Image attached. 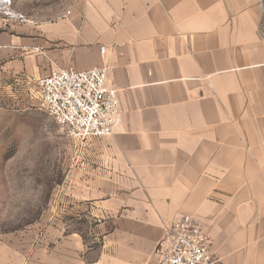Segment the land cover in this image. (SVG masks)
I'll use <instances>...</instances> for the list:
<instances>
[{
  "label": "crops",
  "instance_id": "crops-1",
  "mask_svg": "<svg viewBox=\"0 0 264 264\" xmlns=\"http://www.w3.org/2000/svg\"><path fill=\"white\" fill-rule=\"evenodd\" d=\"M11 1L30 20L0 11V92L34 95L57 68L108 65L122 122L67 136L50 213L0 232V264H157L165 225L184 215L211 264H264L261 1Z\"/></svg>",
  "mask_w": 264,
  "mask_h": 264
},
{
  "label": "rangeland",
  "instance_id": "rangeland-1",
  "mask_svg": "<svg viewBox=\"0 0 264 264\" xmlns=\"http://www.w3.org/2000/svg\"><path fill=\"white\" fill-rule=\"evenodd\" d=\"M18 8L61 9L68 0H16ZM67 135L48 116L39 92H0V232L39 227L50 213L64 169Z\"/></svg>",
  "mask_w": 264,
  "mask_h": 264
},
{
  "label": "built area",
  "instance_id": "built-area-1",
  "mask_svg": "<svg viewBox=\"0 0 264 264\" xmlns=\"http://www.w3.org/2000/svg\"><path fill=\"white\" fill-rule=\"evenodd\" d=\"M264 5V0H260ZM11 0H0V11L22 22L30 19L10 9ZM67 10L63 17H68ZM100 50L105 53V47ZM109 66L77 70L57 68L37 79L39 96L48 116L64 133L81 143L89 137L112 135L122 122L118 89L108 83ZM157 264H211L214 262L205 231L190 215L165 225L159 241Z\"/></svg>",
  "mask_w": 264,
  "mask_h": 264
}]
</instances>
